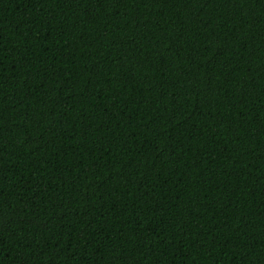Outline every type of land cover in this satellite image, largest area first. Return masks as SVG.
I'll list each match as a JSON object with an SVG mask.
<instances>
[{
    "label": "trees",
    "instance_id": "trees-1",
    "mask_svg": "<svg viewBox=\"0 0 264 264\" xmlns=\"http://www.w3.org/2000/svg\"><path fill=\"white\" fill-rule=\"evenodd\" d=\"M0 264H264V0H0Z\"/></svg>",
    "mask_w": 264,
    "mask_h": 264
}]
</instances>
